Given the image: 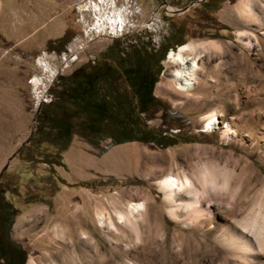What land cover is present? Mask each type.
Returning a JSON list of instances; mask_svg holds the SVG:
<instances>
[{
    "label": "rangeland",
    "instance_id": "rangeland-1",
    "mask_svg": "<svg viewBox=\"0 0 264 264\" xmlns=\"http://www.w3.org/2000/svg\"><path fill=\"white\" fill-rule=\"evenodd\" d=\"M196 1L0 0V111L8 108L4 85L13 87L15 114L18 105L21 111L20 118L0 119V134L13 136L6 150L0 143V184L7 188L3 197L14 209L9 238L24 251V264H91L94 242L96 264H198L214 258L205 248L206 243L212 244L208 231L214 226V214L223 216L222 211L238 196L239 216L258 212L261 217L264 0ZM190 3L181 14L169 11ZM115 40L126 49L146 47L147 53L152 48L166 49L152 90L162 110L140 115L143 127L164 131L163 146L113 145L106 139L93 147L76 132L77 126L64 151L38 146L33 140L27 143L34 131V111L38 104L47 103V88L54 77L99 59ZM211 41L221 50L204 53L196 88L179 93L170 79L173 66L167 62V51L180 42ZM216 78L224 83L228 98L212 106L206 99L214 91L210 85ZM214 107L220 110L218 125L213 132H203L205 116ZM226 124L237 133L225 137ZM167 142L174 144L164 148ZM203 165L218 180L226 174L228 187L212 189L202 182ZM169 174L185 175L204 194L201 219L197 220L195 208L175 207L166 200L159 181ZM136 202L146 204L147 224L140 223L139 229L152 254L133 243L128 229L117 225L120 237L99 226L96 219V213L102 212L115 221L114 209L125 210ZM177 208L179 219L175 220L170 211ZM219 250L222 255L215 257H225Z\"/></svg>",
    "mask_w": 264,
    "mask_h": 264
},
{
    "label": "trees",
    "instance_id": "trees-1",
    "mask_svg": "<svg viewBox=\"0 0 264 264\" xmlns=\"http://www.w3.org/2000/svg\"><path fill=\"white\" fill-rule=\"evenodd\" d=\"M151 50L147 53L146 47L122 48L115 40L99 59L69 75L57 76L48 88L50 100L39 104L27 143L33 140L38 146L46 144L64 151L77 132L93 147L106 139L113 145L140 142L163 146L164 131L145 129L140 118L151 107V101L158 103L152 90L166 49ZM98 62L107 68L104 75L97 73ZM138 90L147 99L136 98ZM173 144L167 142L164 148ZM44 163L50 162L44 159ZM5 192L7 188L0 184V264H24V251L9 238L14 209L4 199Z\"/></svg>",
    "mask_w": 264,
    "mask_h": 264
},
{
    "label": "bare ground",
    "instance_id": "bare-ground-1",
    "mask_svg": "<svg viewBox=\"0 0 264 264\" xmlns=\"http://www.w3.org/2000/svg\"><path fill=\"white\" fill-rule=\"evenodd\" d=\"M94 8L97 9L98 6L96 5ZM169 11L174 12L175 10L169 7ZM119 15V12L114 14L116 18ZM256 24L258 25V29L262 25L260 21H257ZM260 34H264V31ZM242 35V33H239V36ZM244 44L245 46L250 45L249 42ZM211 49L220 51L221 46L215 41H211L207 44L200 43L198 45L184 44L179 47L177 46V49L170 50L167 53V62L173 66L170 73V79L179 93L188 94L196 88L199 81V75L203 68L202 63H200L201 58L205 52ZM210 82L212 83L213 80ZM223 84L224 83H221L219 78L214 81L213 85L209 84L210 88L214 89L213 93L208 99H206V102L209 103V105L215 106L227 100L228 96ZM218 112H220V110L214 107L211 113L205 116L206 119L204 121L203 132H213L216 129L218 125ZM235 133L237 132L234 127H231L228 124L225 125L223 131L225 137H230V134ZM101 167L106 168L104 165H101ZM227 172L229 173V171ZM232 174L230 175L233 176ZM221 176L220 180H218L219 178H217L214 173H210L206 166L203 165V170L201 171L199 178L202 182H208L212 189L217 187L218 189H225L228 187L227 181L229 179H226L227 176L224 173ZM159 187L164 192L166 200L173 203L175 207L187 206L195 208L194 212L198 220L200 217L198 213L200 212L199 207L201 206V197L204 194L194 187L188 177L185 175L180 176L178 174H169L159 181ZM184 198H188V200H185ZM240 204L241 197L238 196L231 205H228V207L222 211V213L224 212L223 216H218V213L214 214V226L208 231V237L211 239L212 244L209 242L208 244H205V248L213 254L214 258L200 260L198 264H264V261L259 258V256H263L262 258H264V201L262 204L260 203L261 210H263L261 217H259L260 215L258 212L255 214L252 213V216H239L242 212ZM217 208L219 211L222 210V206L218 205ZM178 209L179 208L170 211V214L175 220L179 219V214L177 213ZM38 212L39 210L34 211V213ZM113 212L115 221H112L109 218L110 215L102 212L96 213V219L99 226L108 228L111 232L120 237L122 236V233L117 225L121 228H126L133 236V243L145 247L144 240L141 239L139 228L140 223L142 225L146 223V204L144 202L129 203L125 210L114 209ZM23 220L24 218L21 221ZM21 221H19V224H21ZM176 239L180 240L182 237L177 236ZM92 248L94 255L92 256L91 264H96L97 245L95 242L93 243ZM126 248L128 249V247ZM220 248L223 249L225 257H215L220 254L222 255V252L219 250ZM149 249V247H145L144 251H147L150 254L154 253L152 250L149 251Z\"/></svg>",
    "mask_w": 264,
    "mask_h": 264
},
{
    "label": "crops",
    "instance_id": "crops-1",
    "mask_svg": "<svg viewBox=\"0 0 264 264\" xmlns=\"http://www.w3.org/2000/svg\"><path fill=\"white\" fill-rule=\"evenodd\" d=\"M4 87H5L6 94L4 95V98H3L4 100L3 101H4V104L6 106H8V108H6L5 110L2 109V111H0V119L8 120V119L20 118L21 117V111H19V109H20L19 105L17 106L18 111H17L16 114H15V111L13 110V108H12V105H14L13 101H12V96L13 95L10 94V91H13V87L12 88L11 87L8 88L9 87L8 85H4ZM0 100H1V98H0ZM3 101H2V103H3ZM12 141H13V136H12L11 133L6 134V135L4 133L0 134V143L3 144V147H4L5 150L8 148V146H11ZM20 143L18 144L17 149L21 146V144L23 142L21 144Z\"/></svg>",
    "mask_w": 264,
    "mask_h": 264
},
{
    "label": "flooded vegetation",
    "instance_id": "flooded-vegetation-1",
    "mask_svg": "<svg viewBox=\"0 0 264 264\" xmlns=\"http://www.w3.org/2000/svg\"><path fill=\"white\" fill-rule=\"evenodd\" d=\"M95 64H96V63H95ZM97 67H98V68H97V73H98L99 75H104V74H105V71H106V69H107L106 66L103 65L101 62H98V63H97ZM74 70H75V69H74ZM74 70H73V71H74ZM71 72H72V71H71ZM71 72H70V73H71ZM70 73H69V74H70ZM69 74H68V75H69ZM57 76H59V75H56V76L54 77V79H55ZM61 76H62V75H61ZM54 79H53V80H54ZM52 82H53V81H52ZM52 82L50 83L49 87L52 85ZM49 87H48V88H49ZM48 88H47V94H48ZM136 98H138V99H140V100H142V99H144V100L147 99V97H142V96H141V91H139V90H138V92H137V97H136ZM49 100H50V96H49L48 101H49ZM48 101H47V102H48ZM157 102H158V103H157L158 105L156 104L155 101H151V103H150V104H151V107L147 110V112H148L150 109H153V110H156V109H157V110H162V102L159 101V100H158ZM38 107H39V105H38ZM37 110H38V109H37ZM37 110L34 111V116H35ZM144 128H145V127H144ZM145 129H146V128H145ZM30 135H31V134H30ZM30 135H29V136H30ZM28 138H29V137H28ZM28 138L26 139V141L28 140ZM26 141H25V142H26ZM25 142H24V143H25ZM20 147H21V146H20ZM20 147H19V148H20ZM19 148H18V149H19Z\"/></svg>",
    "mask_w": 264,
    "mask_h": 264
},
{
    "label": "water",
    "instance_id": "water-1",
    "mask_svg": "<svg viewBox=\"0 0 264 264\" xmlns=\"http://www.w3.org/2000/svg\"><path fill=\"white\" fill-rule=\"evenodd\" d=\"M203 0H197L196 1V4H199V3H201ZM193 5V3H190L189 5H188V7H185V8H183V9H180V10H175L174 11V13H176V14H181V13H183V12H185L190 6H192ZM175 49H177V47H175ZM169 51H167V53H168ZM164 58H166V55H165V57ZM39 105V104H38ZM37 105V106H38ZM31 134V131H30V133H29V135ZM29 137V136H28Z\"/></svg>",
    "mask_w": 264,
    "mask_h": 264
}]
</instances>
